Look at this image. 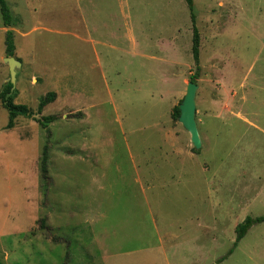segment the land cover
I'll return each mask as SVG.
<instances>
[{"label": "rangeland", "instance_id": "374dc122", "mask_svg": "<svg viewBox=\"0 0 264 264\" xmlns=\"http://www.w3.org/2000/svg\"><path fill=\"white\" fill-rule=\"evenodd\" d=\"M193 1L198 153L172 116L197 74L185 0H6L34 116L8 129L0 102V261L264 264V222L234 247L264 216V0ZM7 31L0 12V91Z\"/></svg>", "mask_w": 264, "mask_h": 264}, {"label": "trees", "instance_id": "16d2710c", "mask_svg": "<svg viewBox=\"0 0 264 264\" xmlns=\"http://www.w3.org/2000/svg\"><path fill=\"white\" fill-rule=\"evenodd\" d=\"M185 2L188 5L191 21L193 23L192 53L196 65L197 74L191 78V81L196 83L198 73L201 70V66H200L201 39H200V33L196 26V13H195L194 1L185 0ZM0 12L3 19V24L5 28L8 29V31L6 32V39H5L6 53L8 57H14L16 51L15 32L11 30V28H14L16 26L17 21L14 18L12 11L6 0H0ZM12 88L13 85L9 82L8 84L4 85L3 90L0 91V102L2 103L4 109H6L9 114V123L7 126L8 129H13L15 127L16 120L19 117L32 118L34 116V112L30 108H28L25 105H18L15 103L14 99L16 98L17 92L15 91V89L13 90ZM56 97L57 95L55 92H50L44 98H42L38 106V113L41 114L45 107H47L56 100ZM180 104L174 108L172 113V116L176 120H179L180 117V108H179ZM56 120H57L56 116H43L41 120H39V123L45 129L48 127L49 124L54 123ZM193 150L195 153L199 152L195 149ZM49 160H50V155L48 152V147L46 146L43 151V157L41 163V177H42V183L45 193L48 192L49 183H50L49 169H48ZM263 222H264V216L260 218H252L250 216L247 217L241 224H239L236 227L237 238L234 247H236L237 244L240 243L246 237V235L253 226ZM229 254H232V250L230 251ZM0 264H5V263L0 261Z\"/></svg>", "mask_w": 264, "mask_h": 264}, {"label": "water", "instance_id": "95a60500", "mask_svg": "<svg viewBox=\"0 0 264 264\" xmlns=\"http://www.w3.org/2000/svg\"><path fill=\"white\" fill-rule=\"evenodd\" d=\"M5 63L8 64L10 70V83L13 85V90L16 84L17 71L21 69V62L15 57H6ZM199 86L190 81L187 86L186 95L180 104L179 122L191 137V142L195 150L202 148V140L199 133L198 123L196 120L197 114V92Z\"/></svg>", "mask_w": 264, "mask_h": 264}, {"label": "crops", "instance_id": "0c3cea01", "mask_svg": "<svg viewBox=\"0 0 264 264\" xmlns=\"http://www.w3.org/2000/svg\"><path fill=\"white\" fill-rule=\"evenodd\" d=\"M230 113H232V112H230ZM239 116H241V114H239Z\"/></svg>", "mask_w": 264, "mask_h": 264}]
</instances>
